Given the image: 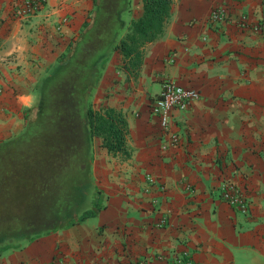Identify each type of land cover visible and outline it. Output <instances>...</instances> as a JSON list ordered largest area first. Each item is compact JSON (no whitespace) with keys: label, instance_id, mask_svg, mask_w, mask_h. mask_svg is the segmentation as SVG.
Here are the masks:
<instances>
[{"label":"crops","instance_id":"crops-1","mask_svg":"<svg viewBox=\"0 0 264 264\" xmlns=\"http://www.w3.org/2000/svg\"><path fill=\"white\" fill-rule=\"evenodd\" d=\"M19 2L0 0V141L35 116L41 78L93 8V0H45L18 19ZM215 6L226 8L224 21L209 20ZM141 12L132 0L127 19ZM121 64L113 51L91 100L122 111L130 156L112 155L94 136L82 216L1 250L0 264H164L158 255L182 251L194 264H264V0H172L138 73ZM168 80L199 98L173 109L162 131L150 106ZM228 181L245 194L246 214L221 198Z\"/></svg>","mask_w":264,"mask_h":264},{"label":"trees","instance_id":"trees-1","mask_svg":"<svg viewBox=\"0 0 264 264\" xmlns=\"http://www.w3.org/2000/svg\"><path fill=\"white\" fill-rule=\"evenodd\" d=\"M141 1V14L125 20L131 0H93L89 21L37 87L35 117L27 115L20 134L0 141V251L82 216L94 136L112 155L130 156L122 111L94 109L91 97L113 51L136 75L145 45L164 32L172 0Z\"/></svg>","mask_w":264,"mask_h":264},{"label":"built area","instance_id":"built-area-1","mask_svg":"<svg viewBox=\"0 0 264 264\" xmlns=\"http://www.w3.org/2000/svg\"><path fill=\"white\" fill-rule=\"evenodd\" d=\"M45 0H20L18 4L13 7V16L18 19L27 18L36 13L42 8ZM227 18L226 8L223 6H215L209 13V20L213 23L224 21ZM242 23H244L242 21ZM199 98V92L193 88L184 87L173 81H166L159 94L151 103V112L158 117L159 125L162 131H168L171 113L173 109H186L189 104ZM172 143H177V134H171ZM220 195L228 204L235 207L242 214L248 211V202L242 190L234 185L232 182H224L220 187ZM164 264H194L189 253L182 251L171 258H166L158 255ZM48 264H58L52 261ZM131 264H149V260L143 259Z\"/></svg>","mask_w":264,"mask_h":264},{"label":"water","instance_id":"water-1","mask_svg":"<svg viewBox=\"0 0 264 264\" xmlns=\"http://www.w3.org/2000/svg\"><path fill=\"white\" fill-rule=\"evenodd\" d=\"M54 68V65L48 70V72L46 73V75H48V74H50V72H51V70ZM46 75H44L43 77H45ZM42 77V78H43ZM42 78H41V80H42ZM40 80V81H41ZM36 98H37V91H36ZM35 115H36V109H35ZM87 204H88V202H87ZM85 210V207L84 208H82V209H80L77 213L78 214H81L83 211ZM24 240H18L17 242H14V244H19V243H21V242H23Z\"/></svg>","mask_w":264,"mask_h":264},{"label":"rangeland","instance_id":"rangeland-1","mask_svg":"<svg viewBox=\"0 0 264 264\" xmlns=\"http://www.w3.org/2000/svg\"><path fill=\"white\" fill-rule=\"evenodd\" d=\"M132 1V0H131ZM124 18H125V20H128L127 18H128V15L127 14H125V16H124ZM35 116H33V118H34ZM32 119V118H31Z\"/></svg>","mask_w":264,"mask_h":264}]
</instances>
